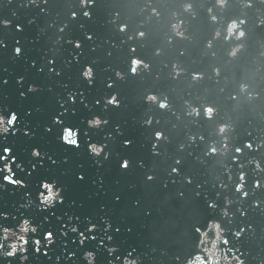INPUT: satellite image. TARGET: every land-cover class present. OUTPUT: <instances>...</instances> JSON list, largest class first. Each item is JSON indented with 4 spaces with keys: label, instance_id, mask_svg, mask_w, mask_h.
I'll return each mask as SVG.
<instances>
[{
    "label": "water",
    "instance_id": "1",
    "mask_svg": "<svg viewBox=\"0 0 264 264\" xmlns=\"http://www.w3.org/2000/svg\"><path fill=\"white\" fill-rule=\"evenodd\" d=\"M12 113L0 264H264V0H0Z\"/></svg>",
    "mask_w": 264,
    "mask_h": 264
},
{
    "label": "clouds",
    "instance_id": "2",
    "mask_svg": "<svg viewBox=\"0 0 264 264\" xmlns=\"http://www.w3.org/2000/svg\"><path fill=\"white\" fill-rule=\"evenodd\" d=\"M20 50L16 49V54L19 55ZM17 120V116L15 115V113H12L9 117H5L3 114H0V134H7L11 128V126L16 122ZM65 139H68V137H65ZM5 154L7 156L8 153H10V149H5ZM90 151L93 154L98 155L99 152L101 151V149L97 148V147H91ZM36 151H33V153H35ZM0 158V159H4ZM122 168H127V162H125L124 164L121 165ZM3 171H6L8 173V175L5 177V179L7 180L8 183H16V181H13L12 178V172L10 167L6 166ZM49 196V205H53L55 201H53V199H51V194L48 195ZM43 202V201H42ZM19 231V235H17L15 232H13L12 230H9L7 228L3 229V237H2V241H0V255H3L5 257H13L15 256V254L19 251L21 253L26 252V248L25 245L27 244V235L29 233V231L31 232H35L36 229L34 227L29 228V221L25 220L23 221V226L20 227L18 229ZM73 232L76 231L75 228L72 229ZM10 236H15L16 240L14 242H11L8 244V248L10 249V251H2L3 247H4V243L3 241H8ZM50 236V234L46 235V239ZM36 245H37V250L39 248V241H35ZM52 243V239L48 240V244ZM109 254L111 255L115 249H109ZM84 258L88 261V264H93V260L95 258V254L92 252H86L84 254ZM24 259H27V257L25 256ZM125 264H129L128 261H125Z\"/></svg>",
    "mask_w": 264,
    "mask_h": 264
},
{
    "label": "snow or ice",
    "instance_id": "3",
    "mask_svg": "<svg viewBox=\"0 0 264 264\" xmlns=\"http://www.w3.org/2000/svg\"><path fill=\"white\" fill-rule=\"evenodd\" d=\"M57 123H60L59 121H57ZM100 123L99 120H95L92 122L91 126H98ZM65 137H68V139H65ZM71 138V139H69ZM61 139L63 142H66L68 145L78 148L79 145V139H78V132H74L71 128V126L69 127H65L62 130V135H61ZM34 156H39L40 153L38 151H36L35 153H33ZM3 158V157H0ZM12 179V178H11ZM82 179V177H81ZM16 184H22L21 181H16ZM43 192L40 195V200L43 201L44 204H48L49 203V196L48 193L52 192L54 194V198L55 200H59L60 199V193L57 192L56 190V186L47 182L42 183L41 185ZM51 199H53V197H51ZM51 239V235L47 238V242L48 240Z\"/></svg>",
    "mask_w": 264,
    "mask_h": 264
}]
</instances>
